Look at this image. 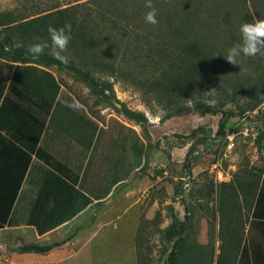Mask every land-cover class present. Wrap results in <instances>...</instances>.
I'll return each mask as SVG.
<instances>
[{"label": "rangeland", "instance_id": "1", "mask_svg": "<svg viewBox=\"0 0 264 264\" xmlns=\"http://www.w3.org/2000/svg\"><path fill=\"white\" fill-rule=\"evenodd\" d=\"M90 1L0 0V10L17 9L30 15L34 11L42 12L74 3L90 4ZM224 1L214 0L210 5L208 25L203 27L205 31L212 32L213 51L216 52L215 57L212 56L214 63L212 61L209 65L216 66L218 81L229 91L233 90L239 103L244 105L250 87H259L264 93V56L252 58L241 55L237 58L238 65H233L226 61L223 54L241 42L240 26L243 23L264 17L255 13L254 2L248 0V10L243 9L244 20L242 24L237 23L233 7ZM116 35L120 39L118 43L114 41L115 45H119L120 52L115 59L117 65L124 70L131 69L143 82L145 78L152 81L158 74L156 68L149 66L148 62L144 65L136 63L135 42L121 36L120 32ZM128 45L132 47V53ZM126 46L129 61L121 63ZM65 55L79 63L73 51L68 50ZM38 66L58 80L63 92L74 96L70 99L71 104L78 103L86 108L85 111L80 106V113L102 123L103 152L112 149V159L118 158L115 167L119 166V175L129 172L113 194L97 203L94 213L100 216L94 217V222H97L93 230L97 235L93 240L88 241L87 237L70 243L67 240L70 236H64L68 244L63 253L54 254L55 259L59 257L62 260L64 255L69 256L75 251L78 254L83 252L84 257L87 255L83 257L85 260L76 258V264H162L176 239V236L168 238L167 230L173 221L176 224L175 234L183 239L176 244L177 249L181 248L177 264H217L221 250L224 259L226 251L221 247L220 232L222 219L225 224L230 214L232 220H236L239 214L244 220L251 209L243 203V194L239 193L237 201L240 205L237 206L242 207L241 214L225 211L222 216L217 193L220 189L229 190L228 183L238 184L240 180L248 179L242 177L264 170V141L260 144L256 141L258 132L264 130V100L255 109L230 117L221 133L218 130L221 113L201 116L191 112L164 119L167 110L165 102L154 93H144L143 88L134 84L132 77L94 72L96 79L113 83L114 96L98 101V96L91 93L90 87L68 70L55 65ZM212 68L206 67L210 73ZM197 96L215 105L224 101L223 109L230 108L235 112L238 109L237 103L225 101L227 96L213 84L200 89ZM121 104L141 111L146 122L140 124L127 117L119 110ZM194 129V135H189ZM104 156L102 174L106 171ZM121 159L124 162L122 166L119 165ZM53 240H63V237ZM26 242L33 243L28 239L22 240V244ZM34 261L46 262L39 258Z\"/></svg>", "mask_w": 264, "mask_h": 264}, {"label": "trees", "instance_id": "2", "mask_svg": "<svg viewBox=\"0 0 264 264\" xmlns=\"http://www.w3.org/2000/svg\"><path fill=\"white\" fill-rule=\"evenodd\" d=\"M247 1H224L233 7V13L236 15L235 22L242 24L245 16L243 9L248 10ZM252 1L255 13L258 16L263 14L264 17V0ZM90 2V4L88 2L74 3L61 8L52 7L42 12L34 11L30 15L17 9L0 10V98L2 96L3 102L12 98L8 94L3 95L8 90L9 93L23 95L44 109L46 113L49 111L55 102L60 84L50 72L38 65L43 67L55 65L68 70L90 87L91 93L98 96V101L114 96L113 83L96 79L94 72L112 75L119 73L128 78L132 77L131 80L141 89L143 88L144 93H154L159 100L165 102L167 110L164 119L191 112L201 116L221 113L218 122V130L221 133L224 132L225 124L230 117L253 110L263 102L264 93L259 87L252 86L248 89L245 104L239 103L236 93L233 90L229 91L218 81L216 66L209 65L212 61L214 63L216 52L213 51L212 32L205 31L203 27L208 25L211 17L210 5H213L214 0H152L157 9L158 23L156 25L145 21V15L149 11L145 7V0H91ZM66 22L72 25V40L68 50L74 52L79 63L69 59L70 62L65 65L53 58L50 49H46L39 58H33L28 53V46L39 42L37 37L41 41L48 40L49 25L60 27ZM117 32H120L121 36H126L129 41L135 42L133 46L137 55L133 57L136 63L140 62L139 64L144 65V62H148L149 66L156 68L158 74L152 81L145 78L143 82L140 77L133 74L131 69L124 70L117 65L115 59L120 54L119 45L114 44V41L117 43L120 41L117 38ZM15 41L23 42L24 47H13ZM129 48L132 53V47L129 46ZM127 51L126 46L122 52L121 63L129 61ZM208 66L213 67L211 73L206 69ZM209 84L222 90V93L227 96L225 101L236 102L237 111L230 108L223 109L226 103L224 101L215 105L198 97L200 89ZM19 106L22 108L21 104ZM4 107L6 105L1 108ZM119 110L140 124L146 122V117L141 111L130 109L122 104ZM86 122L90 121L86 119ZM195 132L196 129L189 135H194ZM256 141L259 144L264 141V130L258 132ZM123 163L121 159L119 165L122 166ZM25 169L23 166L22 174ZM119 169L118 166L117 172ZM128 173L126 171L125 175ZM242 178L248 179L240 180L238 184L228 183L229 190L220 189L217 193L218 208L222 216L225 211L226 213L238 211L241 214L242 207L237 206V204L240 205L237 201L239 193L243 194V203L249 205L251 209L250 215L244 220L239 214L236 220H232L233 217L231 218L232 214H230L225 224L222 219L221 247L225 248L226 257L224 259L221 257V250L217 264H237L238 257L244 250L243 238L247 224L250 229L252 222L257 220L264 232V170L260 169L259 172H252L251 176ZM121 180L122 178L118 177L112 183ZM89 201L88 199L87 202ZM2 225L4 224L1 223L0 227ZM175 226L173 221L167 230L168 238L176 236V239L167 253L166 261L162 264H177L181 254V248L177 249L176 244L183 239L175 234ZM48 229L51 228H37L39 233ZM62 243L63 241L48 244L27 243L21 245L19 250L46 253Z\"/></svg>", "mask_w": 264, "mask_h": 264}, {"label": "crops", "instance_id": "3", "mask_svg": "<svg viewBox=\"0 0 264 264\" xmlns=\"http://www.w3.org/2000/svg\"><path fill=\"white\" fill-rule=\"evenodd\" d=\"M4 94L12 98H0V264H76V258L87 255L73 251L56 260L54 254L63 253L68 241L93 240L97 203L113 194L128 174H118L112 149L103 152L102 123L67 106L74 99L70 92L59 89L47 113L23 95L8 90ZM118 177L122 180L112 183ZM261 227L257 220L250 229L246 225L237 264H264ZM37 228L51 229L39 233ZM58 236L63 243L46 253L19 250L22 240L46 244ZM64 236L70 240L64 241ZM37 258L46 262L34 261Z\"/></svg>", "mask_w": 264, "mask_h": 264}, {"label": "clouds", "instance_id": "4", "mask_svg": "<svg viewBox=\"0 0 264 264\" xmlns=\"http://www.w3.org/2000/svg\"><path fill=\"white\" fill-rule=\"evenodd\" d=\"M145 7L149 9L145 15V21L152 25H156L158 23L157 9L154 7L152 0H145ZM47 31L48 40L41 41L40 38L37 37L36 39L39 42L30 44L27 48L28 53L31 54L33 58H39L45 53L46 49H50L54 59L67 65L70 61L65 53H67L72 40L71 23L66 22L60 27L49 25ZM240 33L241 42L235 44L226 54H223L228 63L238 65L237 58L241 55L252 58L258 55L264 56V19L243 23L240 26ZM13 47L22 48L24 44L21 41H15ZM67 106L74 109L80 107L78 103L68 104Z\"/></svg>", "mask_w": 264, "mask_h": 264}]
</instances>
